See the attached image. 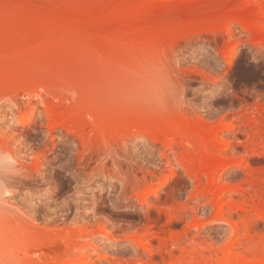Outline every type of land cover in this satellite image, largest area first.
<instances>
[{
    "label": "rangeland",
    "instance_id": "rangeland-1",
    "mask_svg": "<svg viewBox=\"0 0 264 264\" xmlns=\"http://www.w3.org/2000/svg\"><path fill=\"white\" fill-rule=\"evenodd\" d=\"M181 1L0 0V264L264 261V0Z\"/></svg>",
    "mask_w": 264,
    "mask_h": 264
},
{
    "label": "bare ground",
    "instance_id": "bare-ground-1",
    "mask_svg": "<svg viewBox=\"0 0 264 264\" xmlns=\"http://www.w3.org/2000/svg\"><path fill=\"white\" fill-rule=\"evenodd\" d=\"M25 1H27V0H25ZM29 1V0H28ZM38 1H40V0H38ZM31 2V1H30ZM182 2L184 3V0L183 1H181V2H178V4L180 3V4H182ZM175 4L177 3V2H174ZM173 3V4H174ZM172 4V5H173ZM164 5H166V6H168V5H170V6H172L171 5V2H166L165 1V4ZM255 13V12H254ZM253 13V14H254ZM224 13H222V16H221V20L222 21H220V22H218L217 24L218 25H209V26H202V25H199V26H189V27H187V28H183V29H181L180 30V32L177 34V39H176V41H178V40H183V39H185V38H189L190 36H193V35H195V34H200V33H217L218 31H224V30H228V28H229V26H231V25H233V24H238V23H242L243 21L245 22V20H247L246 19V17L244 16V18L242 17V16H239V17H236V18H234V17H232V18H230V19H228V18H226L227 16H225V14L227 15V13H225L224 15H223ZM256 14V13H255ZM258 14H259V16H261V18H264V11H261V14L258 12ZM225 18H224V17ZM230 16V15H229ZM233 16V15H232ZM253 17H254V15H252ZM258 16V15H257ZM222 18H224V22H223V19ZM248 21V20H247ZM246 23V22H245ZM0 50H2V49H0ZM15 86V85H14ZM13 86V87H14ZM99 111V110H98ZM101 111V110H100ZM93 113H94V111H92ZM92 113V114H93ZM99 112H97V115L99 116L100 114H98ZM88 114H90V113H88ZM91 117V119L92 118H94V116L96 117V114H93V115H90ZM93 120V119H92ZM95 120V123H97V121H96V118L94 119ZM89 121H91V120H89ZM87 123V122H86ZM89 123V122H88ZM94 123V125H95V127H96V124ZM90 124V123H89ZM98 132L100 133V134H102V132H101V130H98ZM98 132L97 133H95L97 136H99V134H98ZM116 134V133H115ZM118 136L120 135V134H117ZM116 135V136H117ZM225 149V148H224ZM208 150V149H207ZM206 150V151H207ZM205 151V152H206ZM209 151V150H208ZM210 153V152H209ZM204 154V153H203ZM202 154V155H203ZM201 155V154H200ZM205 155V154H204ZM203 155V156H204ZM209 155L210 154H208V158H209ZM206 156H207V153H206ZM205 156V157H206ZM211 156V155H210ZM212 156H213V154H212ZM215 157V156H214ZM213 157V158H214ZM203 158V157H202ZM216 158V157H215ZM10 159V160H9ZM205 159V158H204ZM7 160H9V161H11L12 160V158L11 157H9ZM207 160V159H206ZM216 160V159H215ZM218 160H221L219 163H221L222 162V159L220 158H218L216 161H218ZM208 161V160H207ZM207 161H205V163L207 162ZM210 161V160H209ZM9 163V162H8ZM218 163V164H219ZM223 164H224V162H222ZM220 164V165H218L216 162H215V165L213 164V163H207V164H205L204 166H203V168L200 170V168H199V173L200 172H202V174H204L205 176H207L208 178H209V180H211L212 178H213V176H214V174H216L217 172H218V170L220 169H222V166L221 165H223V164ZM202 165H203V162L201 163ZM8 196V193L6 192V193H4V197H7ZM4 199V198H3ZM5 200V199H4ZM3 200V201H4ZM1 201V200H0ZM2 201V202H3ZM6 201V200H5ZM4 201V202H5ZM1 202V203H2ZM3 202V203H4ZM8 204V203H7ZM7 204H5V205H7ZM2 204H0V206H1ZM259 220V219H258ZM177 238V237H176ZM175 238V239H176ZM179 238H181V237H179ZM179 238H177V240L179 239ZM174 240V239H173ZM180 240V239H179ZM176 241V240H175ZM45 242H43V244H42V242H40V244H38L39 245V247H45V248H51L52 249V251H53V254L55 255V257L56 256H59V253H63V254H66L65 256H67V254L69 253V252H71L72 250H77L78 249V246H76V245H70V244H68V243H66V242H64L62 245V247H63V250L61 251L60 250V246H61V243H52V242H50V243H46V244H44ZM41 244H42V246H41ZM233 245V244H232ZM62 247H61V249H62ZM230 247H233V246H230ZM229 247V248H230ZM226 248H228V247H226ZM225 248V249H226ZM227 249V251L228 252H230V255H228L229 256V263L230 264H235V263H233L234 261V259H233V254L231 253L232 251H231V248L230 249ZM223 250V249H222ZM224 251H226V250H224ZM226 251V252H227ZM171 252V251H170ZM64 256V255H63ZM60 257V256H59ZM62 257V256H61ZM228 258V257H227ZM57 259V258H56ZM60 259V258H59ZM49 261V260H48ZM47 261V263H45V264H57V263H59V264H72V262H70V261H68V262H58L59 260H57V262H53L52 263V261H51V263L50 262H48ZM56 261V260H55ZM228 261L227 262H225L226 264L228 263ZM77 262H83V260H78ZM223 263V262H222ZM225 263H223V264H225ZM228 263V264H229ZM256 263V262H255ZM166 264V263H165ZM171 264V263H170ZM174 264H176V263H174ZM252 264V263H251ZM254 264V263H253ZM259 264H264V261L263 262H260Z\"/></svg>",
    "mask_w": 264,
    "mask_h": 264
}]
</instances>
